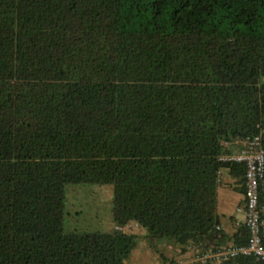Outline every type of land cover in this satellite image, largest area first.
<instances>
[{"label":"trees","instance_id":"1","mask_svg":"<svg viewBox=\"0 0 264 264\" xmlns=\"http://www.w3.org/2000/svg\"><path fill=\"white\" fill-rule=\"evenodd\" d=\"M255 135L264 0H0V264H124L138 230L179 256L245 245L215 229L220 170L242 195L244 173L217 157ZM76 184L110 185L111 230L64 229Z\"/></svg>","mask_w":264,"mask_h":264},{"label":"rangeland","instance_id":"2","mask_svg":"<svg viewBox=\"0 0 264 264\" xmlns=\"http://www.w3.org/2000/svg\"><path fill=\"white\" fill-rule=\"evenodd\" d=\"M227 191L228 196L234 195L231 190L226 189L224 182L216 189L218 210L226 201L222 195L224 196ZM65 198L63 218L65 230L109 231L113 227L109 213L110 185H66ZM135 235L134 245L124 260V264H159L161 255L173 259L172 264L185 263L186 259H180V256L175 252L176 245L171 240L149 239L143 230L136 231Z\"/></svg>","mask_w":264,"mask_h":264},{"label":"built area","instance_id":"3","mask_svg":"<svg viewBox=\"0 0 264 264\" xmlns=\"http://www.w3.org/2000/svg\"><path fill=\"white\" fill-rule=\"evenodd\" d=\"M240 142L242 146L238 152L220 154L217 160L239 162L244 165L243 201L240 205L243 218L235 224L237 226L243 224L246 227L247 242L245 245L226 246L216 250L198 249L187 263L202 264L208 260H217L226 256L248 254L259 264H264V246L261 243V237L264 236V206L258 203V185L262 182L264 152L259 135L245 138ZM218 228L215 226V229Z\"/></svg>","mask_w":264,"mask_h":264},{"label":"crops","instance_id":"4","mask_svg":"<svg viewBox=\"0 0 264 264\" xmlns=\"http://www.w3.org/2000/svg\"><path fill=\"white\" fill-rule=\"evenodd\" d=\"M226 149L229 151V153H236L240 150L242 144L240 141H233L232 143L226 144L224 143ZM219 179H220V186L222 183H225V187L227 190H231L234 195L228 196L227 193H224L225 195L222 197L226 200L222 203L220 206L221 208L217 209V201H216V212L219 217V229L222 230V232L226 236H230L234 229L236 228L235 222H240L243 218V212L240 210V205L243 201V195L239 191L238 187L239 184L236 182L235 178H232L226 169H221L219 172ZM227 196V197H226ZM216 200H217V193H216ZM195 252L192 247H189V250L184 252L182 255H180V259H186L184 262L187 263L190 258L192 257V254ZM184 257V258H183ZM211 261V260H210Z\"/></svg>","mask_w":264,"mask_h":264}]
</instances>
